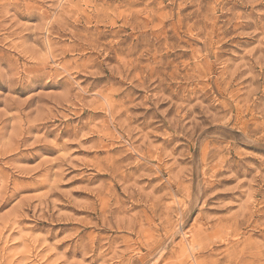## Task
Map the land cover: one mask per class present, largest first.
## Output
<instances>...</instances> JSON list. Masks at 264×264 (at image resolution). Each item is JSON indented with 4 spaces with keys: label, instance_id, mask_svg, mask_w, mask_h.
I'll list each match as a JSON object with an SVG mask.
<instances>
[{
    "label": "rangeland",
    "instance_id": "374dc122",
    "mask_svg": "<svg viewBox=\"0 0 264 264\" xmlns=\"http://www.w3.org/2000/svg\"><path fill=\"white\" fill-rule=\"evenodd\" d=\"M0 264H264V0H0Z\"/></svg>",
    "mask_w": 264,
    "mask_h": 264
},
{
    "label": "bare ground",
    "instance_id": "6f19581e",
    "mask_svg": "<svg viewBox=\"0 0 264 264\" xmlns=\"http://www.w3.org/2000/svg\"><path fill=\"white\" fill-rule=\"evenodd\" d=\"M184 235H186V234H184ZM185 238V237H184Z\"/></svg>",
    "mask_w": 264,
    "mask_h": 264
}]
</instances>
